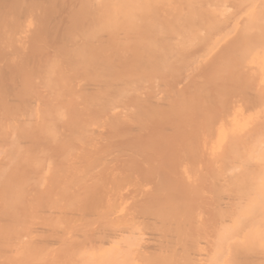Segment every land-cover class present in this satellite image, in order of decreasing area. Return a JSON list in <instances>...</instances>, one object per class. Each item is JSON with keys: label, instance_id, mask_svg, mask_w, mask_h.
<instances>
[{"label": "bare ground", "instance_id": "obj_1", "mask_svg": "<svg viewBox=\"0 0 264 264\" xmlns=\"http://www.w3.org/2000/svg\"><path fill=\"white\" fill-rule=\"evenodd\" d=\"M218 1L0 0V264H264V0Z\"/></svg>", "mask_w": 264, "mask_h": 264}, {"label": "rangeland", "instance_id": "obj_2", "mask_svg": "<svg viewBox=\"0 0 264 264\" xmlns=\"http://www.w3.org/2000/svg\"><path fill=\"white\" fill-rule=\"evenodd\" d=\"M229 1H232V0H229ZM142 3H143V2H142ZM142 3H140L141 5L139 4V6H138L133 12H134V14H136V17H138L137 15L142 16V18H143L144 20H142L141 22L144 21L143 23H145V22L148 21V20H146V19H149V17H148L146 14H144L143 11H141V10H143L144 7H145V6L142 5ZM144 3H145V2H144ZM144 3H143V4H144ZM219 4H220V5H219ZM221 4H222V2L219 0L216 8H218L219 6H221ZM142 8H143V9H142ZM140 9H141V10H140ZM136 22H137V23H135L136 26H138V27H139V25L142 26V24L140 23L139 19H137ZM140 28H141V27H140Z\"/></svg>", "mask_w": 264, "mask_h": 264}]
</instances>
